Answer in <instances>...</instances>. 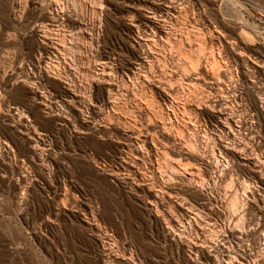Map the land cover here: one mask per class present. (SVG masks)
I'll return each mask as SVG.
<instances>
[{"label": "rangeland", "instance_id": "obj_1", "mask_svg": "<svg viewBox=\"0 0 264 264\" xmlns=\"http://www.w3.org/2000/svg\"><path fill=\"white\" fill-rule=\"evenodd\" d=\"M263 241L264 0H0V264H264Z\"/></svg>", "mask_w": 264, "mask_h": 264}, {"label": "bare ground", "instance_id": "obj_2", "mask_svg": "<svg viewBox=\"0 0 264 264\" xmlns=\"http://www.w3.org/2000/svg\"><path fill=\"white\" fill-rule=\"evenodd\" d=\"M182 36V35H181ZM167 38H169V37H167ZM181 38V37H180ZM159 39H161V38H159ZM162 40V39H161ZM170 42H171V40H169ZM184 42H185V40H183ZM182 41V42H183ZM176 42V41H175ZM187 43V42H186ZM46 44V43H45ZM52 45V44H51ZM182 45V44H181ZM46 46V45H45ZM150 50V49H149ZM153 50V49H152ZM148 58H147V62H149V60L152 58V59H157V56H156V53L155 52H149L148 51ZM158 54V53H157ZM160 56V55H159ZM165 58V57H164ZM160 59V58H159ZM200 59V58H199ZM165 60V59H164ZM150 63H154V62H150ZM155 64V63H154ZM153 64V65H154ZM153 65H151V67L153 66ZM154 67V66H153ZM153 67H152V69H153ZM199 68V67H198ZM194 70V69H193ZM226 71V70H225ZM215 72H218V71H215ZM227 72V71H226ZM219 73V72H218ZM228 73V72H227ZM209 74V73H208ZM48 76V75H47ZM52 77H54V76H52ZM154 78V77H153ZM153 78H151V79H153ZM195 78V77H194ZM197 78V77H196ZM218 78H220V77H218ZM147 79L149 80V78L147 77ZM189 79V78H188ZM140 80V79H139ZM156 80V79H155ZM162 80V79H161ZM161 80H160V82H161ZM197 80H199V79H197ZM219 80H221V79H219ZM147 81V80H146ZM150 81V80H149ZM150 82H152V81H150ZM160 82H155V83H160ZM166 82V81H165ZM99 83V82H98ZM144 83V82H143ZM163 83V82H162ZM161 83V84H162ZM160 84V85H161ZM168 84V83H167ZM145 85H147V84H145ZM152 85V84H151ZM156 85V84H155ZM154 85V86H155ZM159 85V84H158ZM159 85V86H160ZM169 85V84H168ZM167 85V86H168ZM129 87V86H128ZM145 87V86H144ZM171 87V85L169 86V88ZM143 88V87H142ZM157 88H160L164 93L167 91V89L168 88H166V85H165V83L163 84V87L162 86H160V87H158L157 86ZM148 89V88H147ZM149 89H151V88H149ZM110 90H111V88H110ZM152 90H154V89H152ZM155 92V91H154ZM167 93V92H166ZM169 93V92H168ZM168 93H167V95H168ZM157 94V93H156ZM166 95V96H167ZM170 96H171V94H170ZM116 99V98H115ZM210 100V99H209ZM203 101H205V100H203ZM211 101V100H210ZM210 101H206L207 103H206V106L208 107V108H211V107H213V109L216 107V106H218V103H216L217 105L216 106H214L213 104L211 105L210 103ZM213 101H214V99H213ZM116 102V101H115ZM199 102H202V101H199ZM215 102H217V101H215ZM110 103V102H109ZM139 103V102H138ZM202 103H204V102H202ZM114 104H116V103H114ZM197 104V103H196ZM199 104V103H198ZM201 104V103H200ZM199 104V105H200ZM205 104V103H204ZM215 104V103H214ZM141 105V104H140ZM199 105L196 107V109H199L200 108V110H201V107H199ZM193 106H194V104H193ZM205 106V105H204ZM119 107V106H118ZM137 107V106H136ZM135 107V108H136ZM192 107V106H191ZM222 107V106H221ZM124 108V107H123ZM193 108V107H192ZM203 108V107H202ZM206 108V107H205ZM126 109V108H125ZM139 109H141V107L139 108ZM152 109V108H151ZM195 109V108H194ZM218 109V108H217ZM222 109H224L223 107H222ZM137 110V109H136ZM153 110V109H152ZM160 110H161V112H165L167 109L166 108H164V107H160ZM159 110V111H160ZM165 110V111H164ZM203 110V109H202ZM126 111H128V110H126ZM142 111V110H141ZM168 111V110H167ZM225 111H226V109H225ZM224 111V112H225ZM140 112V111H139ZM143 112V111H142ZM217 112V111H216ZM216 112H214V113H216ZM221 112V111H220ZM223 112V111H222ZM221 112V113H222ZM228 112V111H227ZM141 113V112H140ZM197 113V112H196ZM199 113H200V111H199ZM159 114V113H158ZM164 114V113H163ZM226 114V113H225ZM230 114V113H229ZM164 116V115H163ZM197 117H199V116H197ZM196 118V117H195ZM223 118V117H222ZM201 119V118H200ZM200 119H199V123H200ZM168 121V120H167ZM177 121V120H176ZM203 121V120H202ZM160 122V121H159ZM161 122H163V121H161ZM177 122H179V121H177ZM156 122H154V124H155ZM198 123V124H199ZM224 123V122H223ZM229 123V122H228ZM227 123V124H228ZM153 124V123H152ZM153 124V125H154ZM158 124V123H157ZM162 124V126L161 127H165L166 125L165 124H163V123H161ZM174 124V123H173ZM230 124V123H229ZM121 125V124H120ZM124 125V124H123ZM172 125V124H171ZM177 125H178V123H177ZM180 125V124H179ZM200 125V124H199ZM232 125V124H231ZM122 126V125H121ZM125 126V125H124ZM141 126V125H140ZM140 126L139 125H137V124H134V125H132V127L130 128L131 130H130V132H132V134H134V136H135V139L136 140H138V141H142L143 140V143L145 144V143H153L154 144V146H155V138L153 139H150L149 138V136H145L144 134H145V132H144V134H143V132L141 131L142 129L140 128ZM169 126V125H168ZM167 126V127H168ZM173 126V125H172ZM172 126H170L171 128H172ZM174 126L176 127V125L174 124ZM203 126V125H202ZM201 126V127H202ZM142 127V126H141ZM152 127V126H151ZM232 128V127H231ZM173 129H175V128H173ZM177 129V128H176ZM180 129V128H179ZM202 129V128H201ZM126 131V130H125ZM143 131H144V129H143ZM169 130L167 129V132H168ZM201 131V130H200ZM127 132H128V130H127ZM232 132V131H231ZM169 133V132H168ZM241 133V132H240ZM147 135H149L148 133H147ZM151 137V136H150ZM203 138V137H202ZM203 139H205V138H203ZM177 140V139H176ZM201 140V139H200ZM206 140V139H205ZM176 142V141H175ZM181 142V141H180ZM204 142V141H203ZM178 143V142H177ZM180 144V143H179ZM203 145V144H202ZM216 145V144H215ZM225 145V144H224ZM184 146V145H183ZM217 146V145H216ZM164 148V147H163ZM190 148H191V146H190ZM203 148V147H202ZM215 148V147H214ZM225 148V147H224ZM223 148V149H224ZM193 149V148H192ZM192 149L191 150H189V148L187 149H185V153H184V156H188V157H190V158H192L191 156H193L194 157V159H195V157L196 156H198L195 152H193L192 151ZM194 149H195V147H194ZM216 150V149H215ZM219 150V149H218ZM231 150V149H230ZM196 151V150H195ZM219 151H223V150H219ZM225 151L226 152H228L229 151V149H227V148H225ZM232 151H233V149H232ZM242 151H243V149H242ZM241 151V152H242ZM184 152V151H183ZM208 152V151H207ZM215 152H217V151H215ZM214 153V152H213ZM220 153H222V152H220ZM217 154V153H216ZM216 154H215V157H216ZM219 154V153H218ZM225 154V153H224ZM199 155H200V153H199ZM214 155V154H213ZM221 155H223V154H221ZM212 156V155H211ZM224 156V155H223ZM228 156V155H227ZM213 157V156H212ZM225 157V156H224ZM204 158V157H203ZM214 158V157H213ZM213 158H212V160H213ZM226 158V157H225ZM228 158V157H227ZM193 159V158H192ZM209 159V158H208ZM207 159V160H208ZM216 159H217V157H216ZM198 160V159H197ZM210 160V159H209ZM208 160V161H209ZM215 161V160H214ZM210 163H211V161H210ZM213 163V162H212ZM211 165H213V164H211ZM216 165H217V163H216ZM210 166V165H209ZM216 167H219V164L216 166ZM208 169V168H207ZM214 170H216V168L214 169ZM224 170V169H223ZM212 172V171H211ZM223 172V171H222ZM224 172H226V171H224ZM211 174V173H210ZM223 175H224V173H223ZM223 175H221V176H223ZM179 178V177H178ZM183 179V178H182ZM181 179V180H182ZM203 179H205V178H203ZM221 179H222V177H221ZM221 179H219V180H221ZM179 180V179H178ZM201 181V180H200ZM224 181V180H223ZM202 182V181H201ZM219 182H221V181H219ZM200 183V182H199ZM180 184V183H179ZM201 184V183H200ZM205 183L203 182L201 185H204ZM201 185H199L200 187H198V186H196V187H198V188H195V187H193L192 185V187L193 188H195V190L197 191V192H199V194L201 195V196H205V195H208L207 193H206V191H205V189H203L204 188V186H203V188H201ZM243 185V184H242ZM183 186V185H182ZM189 187V186H188ZM183 189V188H182ZM185 189V188H184ZM206 197V196H205ZM167 198V197H166ZM235 198V199H234ZM234 201L232 200V204H231V206L233 205V207L232 208H234V207H236L238 204H239V202H240V200H241V197L237 194V196L235 197L234 196ZM205 199V198H204ZM190 212V211H189ZM193 219V218H192ZM192 226V225H191ZM190 226V227H191ZM203 227V226H202ZM201 227V228H202ZM210 227V226H209ZM244 227V226H243ZM184 229V228H183ZM190 229V228H189ZM219 229V228H218ZM232 229V228H231ZM236 229V228H235ZM234 230V229H233ZM231 230L232 231V234H234L235 233V231L236 230ZM197 231V230H196ZM207 232V231H206ZM213 232V231H212ZM240 232V231H239ZM211 233V232H210ZM215 234V233H214ZM244 234V233H243ZM182 235V234H181ZM239 235V234H238ZM183 236V235H182ZM213 236V235H212ZM261 236V235H260ZM225 237V236H224ZM227 237V236H226ZM174 238V237H173ZM187 238V237H186ZM262 238V237H261ZM213 239V238H212ZM225 239V238H224ZM178 240V239H177ZM183 240V239H182ZM199 240V239H198ZM215 240V239H214ZM180 241V240H179ZM184 241V240H183ZM226 241V240H225ZM214 242V241H213ZM180 243V242H179ZM183 243V242H182ZM225 243V242H224ZM184 244V243H183ZM223 244V243H222ZM260 244V243H259ZM262 244V243H261ZM196 245V243L194 244V246ZM202 245V244H201ZM221 245V244H220ZM191 246H192V244H191ZM197 246V245H196ZM199 246V245H198ZM196 247L195 248V250H196V252L197 253H204V251L202 250V248L200 249V247ZM204 246V245H203ZM211 246V245H210ZM225 247V246H224ZM223 247V250L225 249L226 250V248H224ZM227 247V246H226ZM251 247V246H250ZM204 248V247H203ZM207 247H205V249H206ZM234 248V247H233ZM262 248V247H261ZM212 249V248H211ZM230 249V248H229ZM263 249V248H262ZM192 250V249H191ZM194 250V251H195ZM207 250V249H206ZM250 251V250H249ZM213 252V251H212ZM226 252V251H225ZM254 252V251H253ZM211 253V252H210ZM214 253H215V251H214ZM229 252H227V254H228ZM261 253V252H260ZM223 254V253H222ZM198 255V254H197ZM205 255V254H204ZM211 255H213V254H211ZM215 255V254H214ZM230 255H232V254H230ZM253 255V254H252ZM262 255V254H261ZM200 256V255H199ZM222 256V255H221ZM239 256V255H238ZM244 256V255H243ZM260 256V255H259ZM259 256H258V258H259ZM263 256V255H262ZM208 257H210V256H208ZM212 257V256H211ZM222 257H224V256H222ZM228 257V256H227ZM229 257H232V256H229ZM235 257V256H234ZM234 257H232V260H233V262H234ZM257 257V256H256ZM214 258V257H213ZM236 258H239V257H236ZM217 259H221V257L220 258H217ZM225 259V258H224ZM223 259V260H224ZM241 259V261H242V258H240ZM252 259H253V257H252ZM257 259V258H256ZM227 260V259H226ZM226 260H224V261H226ZM229 260H231V258L229 259ZM228 260V261H229ZM114 261H117V257H114ZM194 261V260H193ZM221 262H222V259L220 260ZM244 261H245V258H244ZM244 261H242V262H240L241 264H243V262ZM246 261H248V260H246ZM252 261V260H251ZM256 261V260H255ZM218 262V261H217ZM254 262V261H253ZM259 262V261H258ZM260 262H262V261H260ZM113 264H114V262H112ZM218 263H220V262H218ZM246 263V262H245ZM250 263V262H249ZM222 264V263H221ZM247 264V263H246ZM252 264V263H251ZM259 264V263H258Z\"/></svg>", "mask_w": 264, "mask_h": 264}, {"label": "built area", "instance_id": "obj_3", "mask_svg": "<svg viewBox=\"0 0 264 264\" xmlns=\"http://www.w3.org/2000/svg\"><path fill=\"white\" fill-rule=\"evenodd\" d=\"M262 247H263V250H264V241L262 242ZM240 262H242V261L238 260L236 257H234V262H233L232 257H231V260L227 261V264H231V263H233V264H241ZM243 264H246V263L243 262ZM247 264H250V263H247Z\"/></svg>", "mask_w": 264, "mask_h": 264}]
</instances>
